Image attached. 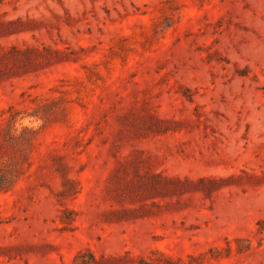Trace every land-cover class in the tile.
<instances>
[{
  "label": "rangeland",
  "instance_id": "rangeland-1",
  "mask_svg": "<svg viewBox=\"0 0 264 264\" xmlns=\"http://www.w3.org/2000/svg\"><path fill=\"white\" fill-rule=\"evenodd\" d=\"M264 264V0H0V264Z\"/></svg>",
  "mask_w": 264,
  "mask_h": 264
},
{
  "label": "trees",
  "instance_id": "trees-1",
  "mask_svg": "<svg viewBox=\"0 0 264 264\" xmlns=\"http://www.w3.org/2000/svg\"><path fill=\"white\" fill-rule=\"evenodd\" d=\"M82 264H84V263H82Z\"/></svg>",
  "mask_w": 264,
  "mask_h": 264
}]
</instances>
